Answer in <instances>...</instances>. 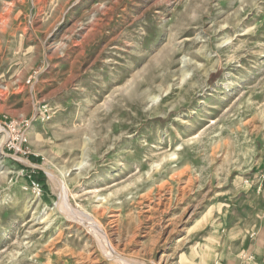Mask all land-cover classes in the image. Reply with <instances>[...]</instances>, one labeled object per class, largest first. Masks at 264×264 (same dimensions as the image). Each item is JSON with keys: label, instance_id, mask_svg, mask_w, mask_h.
I'll return each instance as SVG.
<instances>
[{"label": "rangeland", "instance_id": "rangeland-1", "mask_svg": "<svg viewBox=\"0 0 264 264\" xmlns=\"http://www.w3.org/2000/svg\"><path fill=\"white\" fill-rule=\"evenodd\" d=\"M263 258L264 0H0V264Z\"/></svg>", "mask_w": 264, "mask_h": 264}, {"label": "crops", "instance_id": "crops-1", "mask_svg": "<svg viewBox=\"0 0 264 264\" xmlns=\"http://www.w3.org/2000/svg\"><path fill=\"white\" fill-rule=\"evenodd\" d=\"M253 231L250 234L251 238H255L256 234H258L256 229V225L251 228ZM241 259H246L247 261H252V259H257V262L259 261V258L254 254V252H248L246 250L241 251L240 253ZM264 259V258H263Z\"/></svg>", "mask_w": 264, "mask_h": 264}, {"label": "built area", "instance_id": "built-area-1", "mask_svg": "<svg viewBox=\"0 0 264 264\" xmlns=\"http://www.w3.org/2000/svg\"><path fill=\"white\" fill-rule=\"evenodd\" d=\"M32 185H33L34 189H37L39 194H40V183L36 182V181H32Z\"/></svg>", "mask_w": 264, "mask_h": 264}, {"label": "bare ground", "instance_id": "bare-ground-1", "mask_svg": "<svg viewBox=\"0 0 264 264\" xmlns=\"http://www.w3.org/2000/svg\"><path fill=\"white\" fill-rule=\"evenodd\" d=\"M131 261V260H130ZM128 262V261H127ZM132 262V261H131ZM135 262V261H134ZM133 264V263H132Z\"/></svg>", "mask_w": 264, "mask_h": 264}]
</instances>
